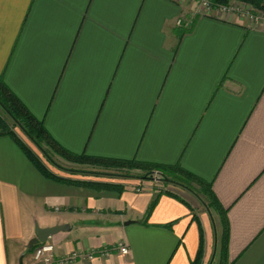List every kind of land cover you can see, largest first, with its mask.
I'll use <instances>...</instances> for the list:
<instances>
[{"label": "crops", "instance_id": "obj_1", "mask_svg": "<svg viewBox=\"0 0 264 264\" xmlns=\"http://www.w3.org/2000/svg\"><path fill=\"white\" fill-rule=\"evenodd\" d=\"M193 9L187 0H0V77L68 151L178 167L208 184L226 210L227 261L264 264V20ZM32 151L61 181L0 135V264L24 253L21 264H42L26 252L37 220L69 225L47 240L58 256L109 250L68 264H192L200 241L199 264H216L224 232L198 193L64 173Z\"/></svg>", "mask_w": 264, "mask_h": 264}, {"label": "trees", "instance_id": "obj_2", "mask_svg": "<svg viewBox=\"0 0 264 264\" xmlns=\"http://www.w3.org/2000/svg\"><path fill=\"white\" fill-rule=\"evenodd\" d=\"M214 5H227L232 0H210ZM239 1L244 4H250L254 9H261L264 4V0H234ZM0 109L12 120L11 125L8 121L0 113V135H8L10 136L19 146L20 148L30 157V159L35 163V165L39 168V170L47 177L52 179H61L54 174H52L42 163V161L36 156V154L32 151V149L25 144V142L19 137V135L15 131V127H18L27 138L47 157L48 161L56 164L53 160V156L57 155L62 157L68 162L78 163V164H89V165H104L103 167L111 168L118 167L119 169L126 167L133 168H145L147 170H158L160 172L169 171L174 174V176L166 177L163 175L159 179L161 181H180L184 183L185 188L189 189L193 192L192 186L189 182L193 181L192 175L186 173L183 170H180L178 167H172L167 165H156L150 163L140 162L138 160H118V159H108V158H97L90 157L86 155H76L67 149L60 146L54 139L49 135L48 131L44 127L43 121L37 119L30 111L20 102V100L8 89L5 85L3 79L0 77ZM47 146L49 148V152L44 148ZM102 167V166H101ZM176 172H179L180 176L177 175ZM143 177H147L144 175ZM193 178V179H192ZM166 179V180H165ZM197 180V179H196ZM200 187L202 188V192L207 199L208 208L213 207L219 217L222 230L224 232L220 252L217 257L216 264H230L227 261V221H226V210L221 206L216 197L214 196L212 190L209 185L204 183L203 181H197ZM90 184V183H89ZM109 187H113V185L109 184ZM152 209V205L148 208L147 214L150 213ZM36 246V245H35ZM33 246L31 249L26 250V252H32L35 248ZM202 253V241H200L199 252L196 259L192 262V264H199Z\"/></svg>", "mask_w": 264, "mask_h": 264}, {"label": "built area", "instance_id": "obj_3", "mask_svg": "<svg viewBox=\"0 0 264 264\" xmlns=\"http://www.w3.org/2000/svg\"><path fill=\"white\" fill-rule=\"evenodd\" d=\"M185 1V0H184ZM190 3L194 4L193 14L203 15V14H225L231 15L233 13H238L244 17L249 18L254 23H260L264 20V4L261 9L254 10L251 6L237 2V6H232L231 4L227 5H214L210 0H187ZM181 20H178V24ZM155 180H159L162 175L161 173H155ZM135 191H141L142 187L137 186L134 188ZM115 249L121 254L128 253V247L124 243H118L113 246ZM109 254L108 249H102L99 251L95 250H81V251H73L67 255L58 256L55 254V247L50 242L39 243L35 246L33 251L31 252V258L35 262H39L42 264H68L76 261L77 259L89 260L95 257L96 255L107 256Z\"/></svg>", "mask_w": 264, "mask_h": 264}, {"label": "rangeland", "instance_id": "obj_4", "mask_svg": "<svg viewBox=\"0 0 264 264\" xmlns=\"http://www.w3.org/2000/svg\"><path fill=\"white\" fill-rule=\"evenodd\" d=\"M237 2H239V1L232 0L228 4H231L232 6H237V4H238ZM247 5L251 6L250 4H247ZM254 10H256V9H254ZM0 113L5 118V120L8 121L9 124L11 125L12 120L1 109H0ZM14 129L17 132V134L24 141H26V143H28L36 153H38V155L40 157H41V155L43 156L42 152L33 143H31L30 141H27V139L24 137V135L22 134L21 130L18 127H15ZM44 148L46 149V151L49 152V148L47 146H45V144H44ZM41 158H43V160H46L50 165L53 164L50 161H48L47 158H45V157H41ZM53 160L56 163L55 166L62 169V171L64 173H73V174H76L78 176L91 177V176L105 175L106 177H113L114 175H116V176H123L126 178L139 176L140 178L142 177V179H147L148 182H152L151 180H155L154 179V177H156L155 173H162V175H163V172H164V175H166V177H170V178H171V176H174V174L172 172H169V171L160 172L158 170H147L145 168L141 169V168L126 167V168L119 169L118 167H111V168L103 167L104 165H101L102 166L101 167L100 165H98V166H94V165L84 166L82 164H77V163L70 164L68 162V160H66L62 157H59L57 155L53 156ZM105 172H106V174H105ZM176 173H177V175H179V177L182 176V175H180L179 172H176ZM144 175H146L147 177L146 178L143 177ZM159 181H161V180H159ZM189 183L192 186L193 191L200 195V205H202V207L206 208L207 210H209L211 212V215H212L214 221L216 222V224L218 226H219V224L221 225L220 217H219L217 211L213 207H210V209L208 208L207 199L202 192V188L197 187V185H195L193 183V181L189 182ZM37 222L39 223L38 220H37ZM24 255H25V253H24Z\"/></svg>", "mask_w": 264, "mask_h": 264}, {"label": "water", "instance_id": "obj_5", "mask_svg": "<svg viewBox=\"0 0 264 264\" xmlns=\"http://www.w3.org/2000/svg\"><path fill=\"white\" fill-rule=\"evenodd\" d=\"M131 222L132 221H126L125 224H129ZM68 229H69V225L67 224H55L53 226L41 227L37 222H35V225H34L35 236L29 240V242L26 245V249H31L34 245L38 243H44L50 237L57 234L58 232L65 231ZM23 257H24V254L20 257V260H19L20 264L22 263Z\"/></svg>", "mask_w": 264, "mask_h": 264}, {"label": "flooded vegetation", "instance_id": "obj_6", "mask_svg": "<svg viewBox=\"0 0 264 264\" xmlns=\"http://www.w3.org/2000/svg\"><path fill=\"white\" fill-rule=\"evenodd\" d=\"M172 184H174V185H178V186H181V187H183V188H185V184L184 183H182V182H178V181H170ZM187 189V188H186Z\"/></svg>", "mask_w": 264, "mask_h": 264}, {"label": "bare ground", "instance_id": "obj_7", "mask_svg": "<svg viewBox=\"0 0 264 264\" xmlns=\"http://www.w3.org/2000/svg\"><path fill=\"white\" fill-rule=\"evenodd\" d=\"M39 244V243H38ZM37 245V244H36ZM35 246V245H34ZM28 250V249H27Z\"/></svg>", "mask_w": 264, "mask_h": 264}]
</instances>
